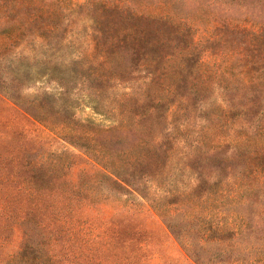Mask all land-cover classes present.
<instances>
[{
  "label": "rangeland",
  "instance_id": "1",
  "mask_svg": "<svg viewBox=\"0 0 264 264\" xmlns=\"http://www.w3.org/2000/svg\"><path fill=\"white\" fill-rule=\"evenodd\" d=\"M259 261L264 0H0V264Z\"/></svg>",
  "mask_w": 264,
  "mask_h": 264
},
{
  "label": "trees",
  "instance_id": "2",
  "mask_svg": "<svg viewBox=\"0 0 264 264\" xmlns=\"http://www.w3.org/2000/svg\"><path fill=\"white\" fill-rule=\"evenodd\" d=\"M24 26H25L24 24L20 23L19 25L14 27V30H15V36L14 37L17 38L22 33V31L24 30ZM184 248H185V251H187V253H189V254L192 253V257L194 258L195 262L200 263V259L197 257V255H195V253H193L192 249H190L192 247H190L189 244H185ZM251 248H253V247H251ZM258 263L264 264V261H259Z\"/></svg>",
  "mask_w": 264,
  "mask_h": 264
}]
</instances>
